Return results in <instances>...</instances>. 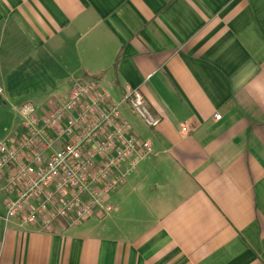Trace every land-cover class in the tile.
<instances>
[{
  "label": "crops",
  "instance_id": "0c3cea01",
  "mask_svg": "<svg viewBox=\"0 0 264 264\" xmlns=\"http://www.w3.org/2000/svg\"><path fill=\"white\" fill-rule=\"evenodd\" d=\"M86 77L144 94L152 152L107 217L0 225V264H264V0H0V141Z\"/></svg>",
  "mask_w": 264,
  "mask_h": 264
},
{
  "label": "built area",
  "instance_id": "2783aa9c",
  "mask_svg": "<svg viewBox=\"0 0 264 264\" xmlns=\"http://www.w3.org/2000/svg\"><path fill=\"white\" fill-rule=\"evenodd\" d=\"M124 106L148 128L161 121L138 88L125 85L114 100L96 77L76 80L67 99L43 115L32 102L15 106L22 119L18 140L0 141L8 193L0 225L18 219L52 233L60 220L75 226L110 215L111 195L152 152L123 116Z\"/></svg>",
  "mask_w": 264,
  "mask_h": 264
}]
</instances>
